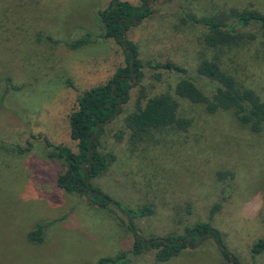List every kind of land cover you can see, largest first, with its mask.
Listing matches in <instances>:
<instances>
[{"label": "rangeland", "instance_id": "obj_1", "mask_svg": "<svg viewBox=\"0 0 264 264\" xmlns=\"http://www.w3.org/2000/svg\"><path fill=\"white\" fill-rule=\"evenodd\" d=\"M109 1L0 0V264H96L133 245V232L121 221L125 214L59 187L65 163L49 156V143L76 148L70 114L79 97L125 63L122 46L102 37L98 10ZM151 5L153 14L127 31L145 63L171 61L195 72L202 56L219 53L222 65L264 100L260 32L215 53L202 43L201 25L181 20L186 12L225 17L233 7L264 12V0H151ZM86 32L93 37L82 46L67 45ZM144 70L123 113L101 138L100 151L115 159L93 185L124 207L152 206V215L135 218L147 239L184 234L186 226L209 221L211 208L220 202L211 221L227 250L241 264H264V252H252L264 237V125L255 132L231 110L209 113L177 96L179 115L191 120L187 130H155L144 141H132L128 134L119 138L139 93L174 94L180 80L167 70ZM160 71L158 80L154 76ZM39 223H49L45 241L33 243L29 233ZM155 254L152 247L138 257L129 254L125 264H157ZM161 264L233 263L213 239H205Z\"/></svg>", "mask_w": 264, "mask_h": 264}, {"label": "trees", "instance_id": "obj_2", "mask_svg": "<svg viewBox=\"0 0 264 264\" xmlns=\"http://www.w3.org/2000/svg\"><path fill=\"white\" fill-rule=\"evenodd\" d=\"M148 2L149 0H141L136 5L131 0H110L105 7L98 10L99 19L105 27L102 37L114 39L122 46L125 63L118 66L114 75L106 82L85 90L79 97L76 108L70 114L71 136L76 141V148L49 143V156L65 163V170L58 176L57 183L69 193L89 196L103 208L113 204L125 214L121 221L134 234L131 249L115 257H102L96 264H125L132 256L138 257L145 253L149 247L148 242L156 249L157 264H161L181 255L185 249L194 247L198 238L202 237V243L205 239H212V236L227 261L241 264L227 250L221 231L211 221L221 208L220 202L211 208L209 221L186 226L184 234L147 239L138 235L135 218L152 215L154 208L124 207L120 202L112 201L109 195L92 183V179L103 174L109 163L115 159L114 154L100 151L101 138L106 133L107 126L123 113L125 104L131 98L132 89L142 82L146 75L144 69L147 67L178 74L180 80L176 83L175 93L166 91L148 97L139 93L135 109L124 118V129L121 130L119 138L128 134L132 141H144L155 130L168 127L187 130L191 120L179 115L180 102L177 96L204 105L209 113L231 110L241 124L248 125L255 132H260L264 125V100L255 89L242 84L234 73L226 69L219 53H216L230 46L240 45L247 39H256L258 32L264 36V12L251 6L242 9L233 7L225 17H199L191 12L184 13L181 20L184 23L201 25L206 30L202 43L216 53L212 57L202 56L195 72H192L185 65L176 62L154 60L145 63L139 57V48L128 37L127 31L135 24V19L140 24L153 14L154 8ZM92 37L93 34L86 32L78 40L67 42V45L73 49L78 48ZM46 38L50 42L59 43L50 35ZM161 75L160 71L154 77L160 80ZM68 83L72 85L71 81ZM108 119L110 122L106 124ZM220 176L225 177L226 174L220 172ZM48 226L49 223L37 224L29 233V240L33 243L45 241ZM207 233L211 236H206ZM252 252L254 255L264 252V237L253 244Z\"/></svg>", "mask_w": 264, "mask_h": 264}, {"label": "water", "instance_id": "obj_3", "mask_svg": "<svg viewBox=\"0 0 264 264\" xmlns=\"http://www.w3.org/2000/svg\"><path fill=\"white\" fill-rule=\"evenodd\" d=\"M150 3H151V0H149L148 4H150ZM134 23H137V20L136 19L134 20ZM125 38H126V30H125ZM125 45H126V41H125ZM129 51L131 52L130 49H129ZM133 59H134V54L132 53V61H133ZM109 122H110V119H108L106 121V124H108ZM86 165H89V163H87ZM138 235L144 238V236L141 233H138ZM206 236H211V234L210 233H207ZM201 238L202 237L198 238V240L196 242V245L194 247H192V248H197L198 247V245L200 244ZM212 239L215 242V238L213 236H212ZM147 249H151V242H149V247Z\"/></svg>", "mask_w": 264, "mask_h": 264}, {"label": "flooded vegetation", "instance_id": "obj_4", "mask_svg": "<svg viewBox=\"0 0 264 264\" xmlns=\"http://www.w3.org/2000/svg\"><path fill=\"white\" fill-rule=\"evenodd\" d=\"M149 243V242H148Z\"/></svg>", "mask_w": 264, "mask_h": 264}]
</instances>
